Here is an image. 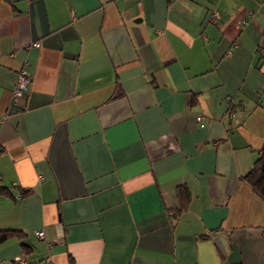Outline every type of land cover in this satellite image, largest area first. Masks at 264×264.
<instances>
[{"label": "crops", "instance_id": "0c3cea01", "mask_svg": "<svg viewBox=\"0 0 264 264\" xmlns=\"http://www.w3.org/2000/svg\"><path fill=\"white\" fill-rule=\"evenodd\" d=\"M263 145L264 0H0V264H264Z\"/></svg>", "mask_w": 264, "mask_h": 264}, {"label": "trees", "instance_id": "16d2710c", "mask_svg": "<svg viewBox=\"0 0 264 264\" xmlns=\"http://www.w3.org/2000/svg\"><path fill=\"white\" fill-rule=\"evenodd\" d=\"M243 179L259 197L264 199V145L259 155L254 159L250 170L243 176ZM176 190L178 206L172 210V215L177 218L186 209L190 200V194L185 185H178ZM13 235L21 236V231L12 228L0 229V242H3ZM22 244L24 246L27 245L24 242Z\"/></svg>", "mask_w": 264, "mask_h": 264}, {"label": "built area", "instance_id": "2783aa9c", "mask_svg": "<svg viewBox=\"0 0 264 264\" xmlns=\"http://www.w3.org/2000/svg\"><path fill=\"white\" fill-rule=\"evenodd\" d=\"M212 18L214 20L219 18L218 12L214 11L212 14ZM30 76L24 71V69H20L18 71V75L14 84V87L12 89V95L11 99L14 102H17L22 96L26 88L28 87V84L30 83ZM196 120L198 121L200 126H204V116L202 114H199L196 116ZM21 194L19 193L17 195L18 198H20ZM35 235L40 238H44V232L43 230H37L35 232ZM57 242V240H46V244L49 248H52L53 245ZM18 264H26V260L24 257L18 258Z\"/></svg>", "mask_w": 264, "mask_h": 264}]
</instances>
